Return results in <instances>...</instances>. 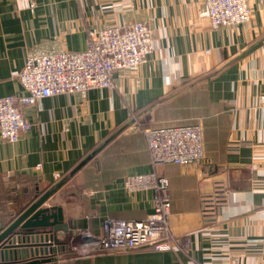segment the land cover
<instances>
[{"label": "crops", "instance_id": "0c3cea01", "mask_svg": "<svg viewBox=\"0 0 264 264\" xmlns=\"http://www.w3.org/2000/svg\"><path fill=\"white\" fill-rule=\"evenodd\" d=\"M247 2L249 20L213 27L203 0H0V97L25 93L18 73L28 55L79 51L91 32L131 21L152 32L146 61L114 71V88L41 97L22 107L28 130L0 137V175L14 187L20 173L44 185L92 156L78 194L66 197L59 182L43 204L59 206L67 226L55 264H264V0ZM146 113L152 127L202 125L200 163L157 168L169 183L170 227L190 244L80 253L78 233L152 210V190L123 186L151 170L131 117ZM16 198L14 210L24 203Z\"/></svg>", "mask_w": 264, "mask_h": 264}, {"label": "built area", "instance_id": "2783aa9c", "mask_svg": "<svg viewBox=\"0 0 264 264\" xmlns=\"http://www.w3.org/2000/svg\"><path fill=\"white\" fill-rule=\"evenodd\" d=\"M213 27H232L250 19L247 0H203ZM153 50L151 29L145 21L101 28L90 33L87 45L79 51H57L28 55L18 73L25 93L0 97V137L16 141L30 128L22 107L37 99L62 92L85 93L93 87L114 88V71L136 67ZM144 134L151 170L124 178L129 192L152 190V210L143 219L106 218L97 234L78 233L76 250L130 251L138 248H178L184 251L190 238L174 233L170 227L169 183L157 168L167 163L197 164L204 158L203 130L200 123L152 127L150 113L142 121L131 115ZM46 258L48 256H45ZM47 261L43 264H55Z\"/></svg>", "mask_w": 264, "mask_h": 264}, {"label": "water", "instance_id": "95a60500", "mask_svg": "<svg viewBox=\"0 0 264 264\" xmlns=\"http://www.w3.org/2000/svg\"><path fill=\"white\" fill-rule=\"evenodd\" d=\"M54 190H47L27 204L13 223L0 232V264H35L51 260L47 254L57 251L62 243L57 232L67 230L61 208L43 205Z\"/></svg>", "mask_w": 264, "mask_h": 264}, {"label": "trees", "instance_id": "16d2710c", "mask_svg": "<svg viewBox=\"0 0 264 264\" xmlns=\"http://www.w3.org/2000/svg\"><path fill=\"white\" fill-rule=\"evenodd\" d=\"M92 156L89 160L84 161L82 164H76L72 169L64 172L57 180L50 181L44 185H40L38 175H29L20 173L16 178L17 187L8 185L2 179L0 175V232L8 228L18 216L19 212L30 202L36 200L47 190L54 188L59 182L64 187V194L66 197L74 196L78 194L82 187H85L86 174L84 167L87 163H91ZM78 165V166H77ZM82 185V186H81ZM81 186V189H80ZM19 196V200L24 203L18 209L14 210L10 207L11 201H17L16 198ZM65 243L58 245V250L50 252L47 255L50 256V261H56L58 255L64 250ZM35 263V264H43Z\"/></svg>", "mask_w": 264, "mask_h": 264}]
</instances>
